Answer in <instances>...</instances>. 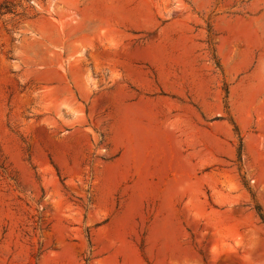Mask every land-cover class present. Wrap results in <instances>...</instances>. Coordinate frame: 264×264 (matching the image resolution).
Segmentation results:
<instances>
[{
    "label": "rangeland",
    "instance_id": "obj_1",
    "mask_svg": "<svg viewBox=\"0 0 264 264\" xmlns=\"http://www.w3.org/2000/svg\"><path fill=\"white\" fill-rule=\"evenodd\" d=\"M264 0H0V264H264Z\"/></svg>",
    "mask_w": 264,
    "mask_h": 264
},
{
    "label": "trees",
    "instance_id": "obj_2",
    "mask_svg": "<svg viewBox=\"0 0 264 264\" xmlns=\"http://www.w3.org/2000/svg\"><path fill=\"white\" fill-rule=\"evenodd\" d=\"M256 213H257L259 219L264 223V214L262 213V211L259 207L256 208Z\"/></svg>",
    "mask_w": 264,
    "mask_h": 264
}]
</instances>
